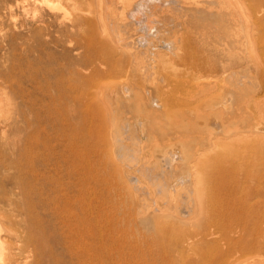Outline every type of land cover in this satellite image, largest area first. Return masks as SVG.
Wrapping results in <instances>:
<instances>
[{
  "label": "rangeland",
  "instance_id": "374dc122",
  "mask_svg": "<svg viewBox=\"0 0 264 264\" xmlns=\"http://www.w3.org/2000/svg\"><path fill=\"white\" fill-rule=\"evenodd\" d=\"M105 1L106 0H57V1L56 0H0V91H2V93L0 92V193L2 195L1 198H3L0 202L1 203L0 204V215L3 214L2 216L6 215V217H7L8 212L11 215V216L9 215L10 217L8 216V218L11 221L12 220L13 221L10 223L9 222L6 223L4 221V224H5L6 228L9 227L8 230L11 233V234H9V236H6V237H8L9 241H11L13 244L17 243V237L14 236L15 232H19V231L23 230L22 227H24V226H20V223H21V225H23L24 216H25L26 212L28 211L27 209H24V212H22L23 208H27V203H22L23 205H21L20 203L24 202V201H36L38 205H42V202H40L39 200H44V202H46V200H47L45 198V195L48 193V190L50 188V184L47 185L46 183H44V185H43L44 190H45L44 194L39 193L40 185L34 183L32 180L28 184H26L22 190L19 187H16V185H17V183H19L18 181H20V177H22L24 174L29 175L30 172L33 171L34 167L40 168L42 170H46V166H47V162H48L47 156H49L51 150L54 148V146L57 145V143H58V146L61 147L60 142L61 143L63 142L64 136H61L60 130H57V131L55 130V128H56L55 119L58 121H61L63 119L62 110L59 108L60 107V104L58 102L59 97H57V95L61 91H63L66 88V86H68V84L71 83V85H73L74 88L70 92V95L72 96V98L76 97V100H79V99L81 100V104L78 107L82 108V97L83 98L85 97L86 92L87 91L92 92L98 83H99V85H101L103 82L105 83L106 79L109 80L110 83L119 82V81L121 82V80L125 81V79H127V76H128V80L130 81V83L136 84L140 88V89L138 88L137 91H138V94H141V95L143 92L145 93L146 89L152 88L151 86H153V84L150 85L151 80L149 81V78H150L149 74H145L146 72H142L139 70V69H141V66H145L144 62L146 64V60H148V57H146V55L143 51H142V54H140L141 52L138 51L140 53L137 56L140 58L136 57L135 54H138V52L136 53V52H134V50H135L137 44L140 42H138V43L135 42V43L129 44V42L133 36L132 33L136 32V34H137V32H140L137 35H134V37H135V36L142 34L141 32H143V30L144 31L146 30L145 25H144L146 22L143 23L144 21H142L140 23H138V22L136 23V21L135 22L133 21L135 24H137V26L134 23L131 26V24L129 22V20L131 18L129 17L127 19V17H126V14L128 15L127 12H129L130 8L133 7L136 2H138L139 4H141L143 2V3H145V6L148 5L147 9L145 10L146 12L142 14V17H144V15L148 14V12H149L148 15L151 14L153 16L157 13L155 15V17L160 18L159 16H161L160 20L162 19L163 22H165V23H168V22L173 23V22H177V21L178 22H184V24L181 23V25L176 26V28L173 27V29H176V30H173L172 34L170 35V36L173 35L176 37L175 43L177 44V47H178L177 48L178 50L176 49L177 52H175V53H177V54L175 56L171 55V56L167 57L170 59L174 58L173 59L174 60L173 61L174 67H170L168 64L166 67L165 66L160 67V69H158L157 73H152L153 75L150 74L151 75L150 79H153L155 76L157 77L158 75L159 76L163 75V78L165 76L166 82L161 83L163 88H165L166 84L168 83L167 77H168V80H170L169 77H171V78H174L173 80L176 79L175 81H177V80H178V82L183 81L187 85V88H188L189 87L188 84L193 83L192 80H194V82L200 81L202 79H200V80H198V79L205 77L204 75H207V74H208V76L213 74L214 76L213 75L212 76L214 78L217 77V79L220 76L221 80L218 79L219 80V81H217L218 84L222 85L224 83V84L229 85L231 83V81L228 79L229 77L227 75V74H229V70L231 72V70L233 71L234 69H236L234 71L239 72L240 69L242 70V67L245 68L243 65L246 66L247 64H248V66H253L250 68L251 73L250 72L245 73L246 78H244V72L243 71L240 72L238 74V77H240L238 79V81H240L242 79L241 81H243V82H247V81L249 82V80L252 77H254V74L259 77L260 76L259 74L261 73L260 71L264 72V67H263L264 66V58H263L264 56L261 55L262 57L258 58V61H259V62H257L258 66L252 65L251 64L252 61H249V62L247 61L246 62L247 64L244 63L238 67L235 66L234 68L227 70V72H228L226 74L227 76L224 74L226 72H222V74H221L220 71H222V70H221L220 66L226 65V64L234 65L235 62L233 59L227 58L229 56H227V54H225V51H223L221 49L222 46H220V45L218 47H215V46H216V44L220 43V41H219V40H221L220 38H222L220 44H222L223 41L225 43H227L226 39L228 38V39L232 40L233 35L230 36L229 35L230 32L227 31V27L224 26L223 24H222L223 26L222 25L218 26L219 25L218 23L215 24L216 26L211 25V27L208 29L203 28L201 30H198L199 27H198V24L196 22H194V21L191 22L192 20H185V17H183V19H181L182 16H179L180 15L179 10L178 9L174 10L175 7H173V6L177 5V4H173L172 1H174V0H172V1L170 0V2H169V0L165 1L167 3H165L162 0L163 2H159L158 5H155L154 3L150 2L149 0H141V1L140 0H138V1L137 0H131L132 2H134L133 4L130 0H120V1L119 0H108L109 3H108V1H106V3H105ZM184 1H186V0H184ZM176 2H177V0H176ZM178 2H179V0H178ZM149 3H150V5H149ZM130 4H132V5H130ZM135 5H137V4H135ZM151 5L153 6L152 8H151ZM104 7H106V9ZM154 7H156L160 11L159 12H158V10L156 11V8H154ZM113 9L115 10L114 12H113ZM152 9L155 10V13H153L154 10H152ZM106 12H108V13H106ZM125 12H126V14H125ZM176 12H178V13H176ZM113 14L116 16H114ZM151 15H150V18H151ZM168 15H169V17L172 18V20L170 18V20L172 22H170ZM166 16H167V18H166ZM120 17H122V18H120ZM114 18H116L117 22H115ZM120 19H122V21ZM143 19L145 20V18H143ZM109 20H111V22ZM127 21L129 24L125 23ZM107 22H109L110 27L112 24V26L115 27V29H116V26H118V28L116 30L112 29L113 27L108 28L109 24H108V26H106ZM78 23H80V24H78ZM113 23H114V25H113ZM120 23H123L124 25L127 24L130 26L125 25V27H124ZM142 23H143V25H142ZM81 24H83V25H81ZM82 26H84V27H82ZM91 26H92V28H91ZM140 26L143 27V29L139 28ZM89 27L91 30L89 29ZM213 27L216 28V29L214 28L215 29L214 32L216 31L215 33H212ZM107 28H108V31H107ZM124 28H127L126 29L127 31L123 30ZM256 28H257V26H256ZM256 28L255 27L253 28V33H254V35L257 36V35H259V28H257V29ZM94 29H96L95 32L97 31L98 33H100L103 29V33H100V35L99 34L96 35L97 32L95 34ZM223 29H224V31H222ZM109 30L112 33L114 30L113 34H115L116 36L114 35L113 37L115 40H113L112 34L109 33ZM138 30H140V31H138ZM90 31H92V32H90ZM219 31L221 33L218 34ZM147 32L148 31H146V34H145V32H143L142 35H144V34L147 35ZM222 32L225 34V39L222 36L223 35ZM92 33H94V35ZM227 33H229L228 34L229 37H228ZM110 34H111V36H110ZM151 34H154V33H151ZM178 34H180V35H178ZM196 34L200 37L196 36ZM215 34H216V36H215ZM217 34L219 36L221 34L222 37L221 36L219 37ZM213 35H214V37H212ZM96 36H97L98 40L95 39ZM105 36H107V37H105ZM168 36H169V34H168ZM209 36H211V37H209ZM256 36H255V38H256ZM260 36H257V38H256V40L258 39L257 46L259 45L258 46L259 48L262 47L261 45L264 42V38H261ZM103 37H104V39H102ZM215 37H217V38H215ZM119 38H121V39L119 40ZM214 38L217 39V41H215ZM81 40H83V41H81ZM99 40H101L102 42L105 41V43H102ZM152 40H155V39H152ZM5 42H7L8 44H6V48H5V46H4V48H2L1 45L5 44ZM9 43H10V45H9ZM106 43H108L109 45L108 44L107 45L110 48H112L111 49V55H110V53L105 52L102 49V48H104V49L107 48L108 50H110V48L106 46ZM119 43H120V46H119ZM102 44H105V45H103V47H102ZM96 45H97V47H96ZM131 45H132V47H130ZM89 47H90V49H89ZM95 47L100 48V52L97 50V55L92 59L91 62L85 61L84 56L86 54L93 53L94 52L93 49ZM138 47H140L139 44H138ZM71 48H73L74 50ZM114 49H118L120 52H118V54L113 53ZM119 53H121V56L119 55ZM108 54L110 57L113 55L112 56L113 62L110 59V57L107 56ZM114 56L116 59L114 58ZM118 56H120V57H118ZM124 56L125 57L127 56L128 58H125ZM134 57H136V58H134ZM106 59H109L108 60L109 62L106 61ZM71 60H73V61H71ZM83 60L85 62H83ZM116 60H117V62H115ZM118 60H121L120 62H123V63H120ZM78 61H79V63H78ZM124 61H125V63H124ZM127 61H129V62L127 63ZM135 61H136V63H135ZM170 61H172V60H168V62H170ZM114 62L118 63V64L115 66ZM233 62H234V64H233ZM81 63H82V65H81ZM90 63L96 64L98 66V68L100 67L99 68L100 71L98 73H96L95 75L93 74L92 78L89 77L90 79L89 78L85 79V77L81 75L80 78L83 80H81V83H79L80 85L79 84H78V86L74 85L76 82V80L74 81V79H76L74 72L77 69V67H80L82 69L81 70L80 68H78L82 71L81 74H83V73L89 74L88 67H89ZM200 64H201V66H200ZM100 65L101 66L103 65V68ZM104 65L105 66L107 65V66L105 67ZM118 65H120L119 69L122 71H120L119 69H117L118 71H114V70H116V67ZM136 65H138V66H136ZM123 66H124V68H123ZM209 66H211V68ZM254 66L255 67L257 66V67L254 68ZM127 67H128V69H127ZM147 67H149V66H147ZM216 67L217 68L219 67V69H217ZM258 67H259V69H258ZM113 68H115V69H113ZM109 69L111 71H114L115 74H114V72H111V71L107 72V70H109ZM126 69H127V71H126ZM169 69H170V71H169ZM134 70H136L137 73L136 72L133 73ZM173 70H175V71H173ZM253 70H254V74L252 72ZM116 72H117V74H116ZM118 72H120V74H118ZM121 72H122V74H121ZM217 72H219V73H217ZM256 72H257V74H256ZM106 73H108V74H106ZM100 74H102L101 77H100ZM247 74L248 75L250 74L249 75L250 77ZM146 75L149 77H147ZM217 75H219V76H217ZM108 76H110V77H108ZM212 76H210V77H212ZM225 76L227 77V80H226ZM48 77H49V79H48ZM131 77H133V78H131ZM247 77L250 79L248 80ZM100 78L101 79L104 78V79L99 81ZM68 79L69 80L71 79L70 82L68 81ZM110 79H111V81H110ZM195 79H197V80H195ZM222 79H224V81ZM142 80H143V83H142ZM144 80H146V81H144ZM92 82H93V86H92ZM94 82L96 84H94ZM51 83L53 84V86L51 85ZM107 83H108V81H107ZM163 83H164V86H163ZM171 83L172 82H170V85H168L169 84L168 83L167 84L168 86H166V88H165V94L166 95H170L171 90L174 87V85H171ZM83 85L86 87H84ZM231 85H232V83H231ZM231 85H230V87L232 88ZM91 86L93 87L92 90H91ZM167 87H168V89H167ZM45 88H46V90H45ZM205 88L206 87H203V89H202L201 87L196 86V89H194V90H196V91H194L195 95H193V93H191L192 96H194V99L192 96H190L191 94L189 92L184 96L179 95V92H178L176 95V97L178 99L176 101V103H178V104L174 105L175 107L174 106L172 107V105L167 106V107H171L172 109L168 108L165 111V113L162 115V117L166 116V114H167L166 112L169 111L168 113H170V110H173V108L177 109V107H178V109H179L183 105V103H185V102L186 103L192 102V105L190 104V106L192 108L194 103L198 102L197 98L198 99L199 98L201 99V97L202 98L205 97L204 99L210 98V96L213 93L211 91V93H212L211 94L210 91L207 88L206 89ZM84 89H85V91H84ZM139 90H141V92L142 91L143 92L140 93ZM198 90H200V91H198ZM53 91H54V93H53ZM187 91H190V90H187ZM207 91H209V92H207ZM215 92H217V90ZM219 92L222 93L221 91H218L217 92L218 96L215 97L216 98L215 100L217 101L218 97L220 99L221 96H222L221 100L222 99L225 100V98L223 97L224 93L220 95ZM235 92L238 93L237 91H235ZM249 92L250 91H247L243 95L245 96ZM76 93H78V94H76ZM196 93L198 96L196 95ZM52 94H54L53 97H51ZM217 94H215V95H217ZM240 94L241 93L239 92L236 95H240ZM206 95L209 97H207ZM243 95H240V96H242V98L240 97L239 100L241 101V99H242L243 101L241 103H244L245 105H242L241 103H240V105L244 108V111H246V112L249 110L252 112V110H253V114H254V111H255L254 117L256 116L255 120L251 121L253 126L255 127V129H254V127L252 128V124L248 123V126L251 125L249 129L247 128V130L249 132L248 131H247V133L245 132L246 135L248 134L247 136H249L251 134L250 137H247L248 139L246 138V135L243 133V135H241V136L243 137L245 135V138L241 137V139L238 138L236 140V137H235V138H233L235 140H232V137H231V139L230 138L229 139H230V141L232 140L233 142L232 141L230 142L229 139L226 138V136H225V133H224L225 130L223 132H221V130L219 131L218 130L219 128L216 130L215 127H219V126L210 125L209 126L210 130L208 129V127L205 129L206 131L205 130L203 131V129L201 130V128L198 130L199 127H197V126H200V124L203 123L201 118H203V116L205 117V115L207 113L212 112L210 110H213V112H212L213 115L209 114L212 117L207 118L208 121H206L207 123L211 122V120L213 119V116L216 113L214 110L217 109V108H214V109L207 110L208 112L205 111L206 113L203 112V114L200 115L202 113L201 110L203 109V108H201V109H199L201 112L198 114V116H200L199 118H198V116H196L197 115L196 113H195V116H194V114H191L192 117L194 118L193 120H197V121L199 120L195 124V130H198V131L193 132L194 130H191L188 133H183L182 136H178L176 146H175L176 148L174 151L175 153L177 151L176 154L179 155V157L181 156L183 158L182 160L180 159L179 161L178 160L174 161L175 162L174 164L178 167L186 165L183 163V160H185V163L187 162V158L185 156L186 153L189 154L188 153L189 151H190V154L195 152V156H197L196 154L198 153V157H195L194 162H195V165L198 169H199V167L197 165H199V166L202 165V166H200L201 170L200 169L198 170V171H200L199 172L200 174L198 173V175L199 176L201 175L200 178H198V179H200L199 185L201 184L204 191L201 190V192L198 193L197 195L195 193H193L195 197L192 196V198L193 197L194 198L199 197L201 200H203V202L206 203V204L205 203L204 204L206 205L207 210L209 208H212V209H210L208 214H212L213 216L210 219L208 218L209 220H207V217L210 216V215L208 216V214H207V217H204V219L202 220V221H204L206 218L207 222H205V223L211 224V225H209L208 229L206 228L208 231H209L210 227H211L210 230H213L212 232L209 231L211 233L210 236H212L213 232L214 233L219 232L217 234L215 233L216 236H218V234L219 235L222 234V236H218L221 238H218V237L215 238L212 236V238L210 239L211 241L209 240L211 243L208 244L210 247H207L208 245L206 244V249L210 248L207 251L212 252L213 255H217L219 253V249L222 248L225 250L226 247L224 248V246H227L228 240L231 239L232 237H233L232 239H234V240L241 241L240 243L245 245V248H243V250L241 249L237 252H230V254H231L230 258L231 257L233 258L235 256L233 258L235 260V261H233L234 262L233 264H243V262L245 260H246L245 262L251 261L252 259H255V257H258L259 254L260 255L262 253L264 254V252H262L264 250V246H263L264 245V241H263L264 240V237H263V235H264V190H263V186L264 185L260 184V183H262V181H264V180H262V179H264V176H263V173H264V145H263L264 144V134H263L264 123L262 125L263 121L261 119H260L261 121H259V119H257V115H256V113L258 114V108H260V106H261V104L259 105L260 101L264 100V98H263L264 93H260L259 95H257V99H252V101H251V99L249 100V98H248V101L243 99ZM212 96H211V98L214 97V96L213 97ZM191 97H192V99H191ZM181 99H183V100H181ZM219 99H218V102L220 101ZM239 100H237V101H239ZM253 100H255V102ZM249 101H251L250 104H249ZM223 102H221V103H223ZM252 102H254L255 105ZM261 103H262V107H263L264 101H261ZM133 104H135V103H133ZM241 106H240V108H242ZM249 106L252 107V109ZM253 106H254L255 110L253 109ZM137 107H138V105L137 106L134 105L135 110L138 109ZM263 108L261 109L262 112L264 111ZM75 110L77 112L76 115L78 117H81L82 113L79 111L80 109H75ZM135 110H133V112ZM173 111H171V112H173ZM137 112H139V111L137 110ZM137 112L135 113L136 115L138 114ZM204 113H205V115H204ZM132 114H134V113H132ZM168 116H169V114L167 115V117ZM162 117L158 118L154 121V123H157L156 124L157 126L161 125V122L165 119V117L164 118H162ZM160 119H162V120L160 123H158V120H160ZM173 119H175V118L174 117L173 118L168 117L165 119V120H168L167 130L179 128L180 123L178 122V124H177L178 128H177V125H176L177 121L174 125ZM209 119H211V120H209ZM149 120L151 121V118ZM165 120L163 122L167 123ZM256 120H258V121H256ZM163 122H162V124H163ZM256 122H257V124H260V126L257 125ZM34 123H35V125H34ZM154 123L152 124V126L154 125L153 130H152V126H150V124H149V127L151 128L149 131L151 133L149 132L150 135H148V136H150L149 138H152L153 131H157V133H156L157 135L155 133H153V135L155 134L153 136V138L155 136L156 137L152 140L150 139V140H146V141H144L145 140L144 138H146V137H144V135H143L142 142H145L146 145L148 144V147H149L148 148L146 146L147 148L145 147V150H152V148L155 146V145H151L152 146L151 147L150 144L148 143V141L149 142L152 141L151 144L154 142L155 143H157V142L161 143V142L166 141L167 138H170V136H171V135L169 136L168 132L166 130H164L167 127L166 124L164 123V125L166 127L161 128L162 127V125H161L159 130L162 132L163 135L165 132L167 137L164 135V137H165L164 138L163 135L162 136L159 135L160 138L162 137V140H161L158 137V134H160V132H158L159 130L157 129V126ZM170 123H172L173 125H171ZM194 123H195V121H193L192 126ZM103 124L104 123L98 124V128L101 130V132L102 131L107 132L108 137L106 135L105 140L108 139V142L106 141L107 142L106 143L103 140V136H102V138L98 137V139L100 141L99 142L100 153H99V155H97V157L94 158L95 159L94 163L96 165L97 174H98V177H99L100 183H101L99 198L101 201H103L101 199V197L108 198L109 199L108 207L110 205H112V207L110 208V210L107 209V211L110 213L112 211V213H114L117 218L118 217L121 218V221H119V223L117 222V224L114 226L115 238L117 240V245H116V250H115L116 264H121L124 261L128 262V264H189V263L190 264H195V263L199 264V262L201 263V261H202L201 258H203L204 252H206L204 244L201 243L202 244L201 247H203V245H204L203 249L201 247L198 249L199 246H198L197 242H196L197 246L194 245L195 243H193V245L192 244H190V245H192L194 247L189 245V246H187V249H186V246H183L184 248L182 247L183 244L180 243L181 241L179 239H178V241H176V243H174V240L177 237H179V235L183 236L184 232H185L184 237L191 236L192 235L191 233H194V232L198 233V234L204 233L205 229H202V232L196 231L197 230L196 228H198V226L200 227V225H201L200 220L196 217V215L190 216L189 218H183V219H180L179 217H175V218L171 219L165 215H164L165 216L164 217L160 212L151 211L155 207L154 204H159L160 206L164 205L163 201H161L162 200L161 197H159L160 196L159 194L160 193L163 194L164 193L163 190H165V193H167V194H165V193L164 194L167 196L168 192H166L167 191L166 187L161 186V189L163 188V190H161V189L157 190V189H159L160 185H157L158 186L157 187L156 184H153L155 182H153L154 179L151 178L150 173L151 174L156 173L157 171L151 169V170H149L150 173L145 172V171L144 172L141 171L142 173L139 172L142 169L141 168L142 166L140 164H142L144 162V159L147 160V158L142 157L143 154H139V151H137L141 147L139 141H137L135 138H134L135 139V141H134V139L132 137V142L134 144L132 142L131 143L129 142V141H131L130 136L133 134L131 131H134L135 129H132L131 131L128 130V131H130V132H128L130 135H128V133L126 132V134H127L126 138L127 139L126 138L125 139L127 140V142H125L126 140H124V143L125 144L127 143L126 144V148H127L126 151L128 153L124 149V153L125 152L126 153L119 157V155L116 154L118 149H116V147H117L116 141L114 142V140H116V139H113L114 135L112 132V128L108 127V125L106 127V125H103ZM101 125H103L105 129H103V126H101ZM256 125L259 126L260 128L257 127ZM155 126H156V128L154 129ZM172 126H173V128H172ZM258 129L260 131L256 132ZM109 130H110V132H109ZM163 130H164V132H163ZM212 130H213V132H212ZM251 130H253V131H251ZM219 132H221V134L224 133V134H222L223 136H221L219 134ZM254 132H255V134H254ZM99 133H100V131H99ZM134 133L135 134H133V136L138 134L136 131H134ZM56 134H57V137H59L58 139L54 137V135H56ZM147 134H148V132H147ZM185 134H187V135H185ZM252 134H254V135H252ZM256 134H257V136H256ZM220 136L222 137V140H220L221 142L218 139ZM196 137H198V138L196 139ZM221 137H220V139H221ZM128 138H129V141H128ZM157 138L159 141H156ZM209 138H210V140H209ZM224 138H225V140H224ZM251 138H253L252 142H251ZM163 139H165V140H163ZM178 139H180V140H178ZM201 139H203V140H201ZM212 139H214V141ZM153 140H155V141L153 142ZM191 140H192V146H194V148H192L191 144L190 145L186 144L187 142H189ZM211 140L213 141V143L215 142V140H216V142L213 144ZM168 141L169 140H167L166 142H168ZM170 141L173 142V141H175V139H172ZM204 141H206V144H204L205 143ZM210 141H211L212 146H210L211 144H209ZM217 141H219V143ZM258 141H259V143H258ZM201 142H203V143H201ZM114 143H116V144H114ZM189 143H191V142H189ZM195 143H197V144H195ZM216 143H218V144H216ZM178 144L181 146L180 148L177 147ZM134 145H137V146L135 147ZM138 145H139V147H138ZM184 145H185V147H183ZM195 145H196V147H195ZM85 146H87V147H85ZM132 146L135 147L136 150H134V148L132 149ZM187 146L188 147L190 146V147L188 148ZM208 146H209V148H208ZM88 148H89L88 144L85 143L83 145L84 152H87ZM112 148H114V149H112ZM181 148H183L182 149L183 151H181ZM184 148H186V149H184ZM255 148L257 150H255ZM194 149H196V150H194ZM133 151H136V153H131ZM137 152H138V155H136ZM130 153H131V155H129L130 156V161H129L128 154H130ZM182 153H183V156L181 155ZM257 153H259V154H257ZM112 155L114 156L115 159L113 158ZM132 155H134V156H132ZM239 155L240 156L243 155V156L240 157ZM122 156H124L125 158L120 159V158H122ZM136 156H137V161L135 160ZM132 157H134V160L132 159ZM140 157L142 160L140 159ZM237 157H240L243 159L242 160V159L238 158L239 160L238 161L236 160L238 162V164L236 161H234V159ZM124 159H125L126 163H125ZM202 159H204V160H202ZM200 160H202L203 162H201ZM248 160L249 161L251 160L252 162L251 161L249 162ZM131 161L133 164L136 161L135 165L129 163ZM139 162H140V164H139ZM245 163H251V164L247 165ZM236 164H237V166H236ZM129 166H131V167H129ZM135 166H137V167H135ZM213 166H215V167H213ZM216 166H219V168L217 167V169H215ZM235 166L238 169L235 168ZM251 166H253V167H251ZM223 167H225V168H223ZM246 167L249 168L250 170L249 169L246 170L247 169ZM137 168H138V171L135 170ZM149 168H151V167H149ZM212 168H214L217 171L216 172L213 169L215 171L213 174H215V175H212V176H215V177L217 176L218 172L221 169L226 170L227 168H229L227 170H229L230 172L229 171L226 172V173H228L227 177H225L226 174L222 173V175H224V178H222V180L217 179V181H215V179H212L215 177L211 178V172H213L211 170ZM257 169H259V170H257ZM209 170H210V173H209ZM234 170L237 171L236 172L237 174L238 173L240 174V175H238V177L240 176L238 179L241 178V180H243V182L238 180L240 183L234 184V183H236V180H237V176H236V173H234L235 172ZM244 170L247 172V174ZM249 171H251V174H255L257 176V178H256L257 181H255V179H254V181L252 180L253 178L250 177L251 174ZM172 172L173 171L169 172L168 174L173 176V174H170ZM261 174H262L263 178L261 177ZM134 175H137V177L139 178L138 183H136V184H138L140 187H137L138 185H136L134 182V179L131 178ZM146 176H148V177H146ZM234 176H236V177L234 178ZM251 176L256 177L254 175H251ZM259 178L261 179V181ZM210 179H212V180H210ZM245 180L247 182H245ZM219 181H220V183H219ZM226 181H227V186L233 185L232 191L227 196L223 193V191L221 189L222 185H224L223 186V189H224V187L226 185ZM211 182H213V183H211ZM254 182H256V183H254ZM210 183L214 186L210 185ZM244 183H245V185H244ZM250 183H251L250 187H253V188L248 187L250 185ZM147 184L149 186H147ZM208 184H209V187H208ZM220 184H222V185H220ZM257 184L261 189L258 188ZM242 185L245 186L243 188L244 191L242 190V188L240 189V187H239ZM152 186H154V187H152ZM146 187H147V189H146ZM254 187H256L255 192H253ZM18 188L21 192L18 190ZM144 188H145V190H144ZM207 188H210V190ZM257 188H258V191H257ZM143 190H144V192H143ZM248 191L252 192L254 194H252V193L250 194ZM256 191H257V194L255 196ZM258 192L261 194H259ZM231 193H232V195H231ZM53 194L54 193L51 192V195H53ZM140 194H141V196H140ZM145 194H146L147 200H148L147 204H145L147 202V200L145 199V197H146ZM155 195H157L158 198ZM165 195H164V197H166ZM161 196L163 197V195H161ZM251 197H253L254 200ZM21 198H22V201H21ZM249 198L251 200L250 202L248 201ZM7 200L12 201V202L9 201L8 206L6 204L8 202ZM18 200H20V202ZM142 200H144L145 203ZM163 200H165V198ZM209 200H211V201H209ZM2 201L6 205L4 204L2 206V204H3ZM149 201L151 204L149 203ZM207 201H209V203L211 205ZM11 203L14 205H12ZM221 204L226 205V206H231L233 208L232 211H230L231 214H230V212H228L226 214L222 213L220 216H218V212H217L218 210L216 211V209ZM243 204H245V205H243ZM253 204L258 206V207L257 208H255L256 206L254 208L251 207V206H253ZM141 206L147 207V209H144V210H146L147 212H150L149 223L147 222L146 224H144L142 221L143 216L139 213V208ZM241 206H242V208H241ZM11 207L12 208L15 207L17 212L16 211L14 212L15 209L14 208L12 209ZM21 207H23V208L21 209ZM8 208H10V209H8ZM6 210H7V212H6ZM252 211H255V212H252ZM151 212H153V213H151ZM210 212H212V213H210ZM14 213L15 214L17 213L16 214L17 218H15L16 216H14L15 215ZM36 213H38V215L44 216L43 209L37 208V210L34 211L33 215L35 216ZM258 213H260V214H258ZM19 214L21 215V217H19ZM22 214H24V216H22ZM169 214L172 215V213H169ZM252 214H253V216H252ZM156 217H157V219H155ZM193 217H194V219H193ZM27 219H28L27 221L29 223L28 225H30L31 222H30V218L28 215H27ZM178 219H180V220H178ZM176 222H178V223H176ZM171 223H175V224L171 225ZM236 223L238 224V226L246 225L247 227H249V229H246V231L243 232L242 234L233 232L232 230H234L236 228V227L233 228V226ZM180 224H182V225H180ZM171 226H173V227L171 228ZM179 226L180 227L186 226L183 229L185 231H180L181 228ZM42 228H43V225L39 224V225H37L36 229L38 231H41ZM179 228H180V230H179ZM250 229H252V231ZM193 230H194V232H191ZM179 231H180V233H179ZM199 231H200V229H199ZM225 231H228V232H225ZM195 233H194V236H198V234L196 235ZM234 233L236 236L234 235ZM244 233H245V235H244ZM231 234H233V236ZM258 235H259L260 239H259ZM257 237H258V240H262L261 239V237H262L263 238L262 242L258 241ZM217 238L219 239L218 243L220 245L223 244L224 246L223 245L220 246L219 244H216ZM244 238H246V239H244ZM212 239H213V241H212ZM245 240L246 241L248 240L249 245L247 244V242H245ZM177 242L181 245H179ZM258 242H260V243L258 244ZM244 243H246V244H244ZM212 244H213V247L211 246ZM260 244H262V245H260ZM215 245L216 246L218 245L219 248H218V246L216 247ZM260 246H263V248L262 247L260 248ZM188 247H189V249H188ZM214 247H216L217 251L215 249H213ZM246 247H247V249H246ZM256 247L260 248V251H261L260 253L258 251L259 249H256ZM195 248H196V250L198 249V251L193 250ZM56 249H57L56 251L62 257L63 263L71 264L72 257L65 251V249L60 248V247H58ZM211 249L213 251H211ZM163 253H166L168 255V257H161ZM195 253L198 255H196ZM234 253H236V255H238V256H236ZM263 254H262L263 257L260 258V256H259L260 260H264ZM201 255H202V257H200ZM244 256H245V258H244ZM252 256H253V258H252ZM191 257H192V259H191ZM193 259L195 260V262H193L194 261ZM236 259H238V260L236 261ZM256 259H258V258H256ZM165 260H167V262H165ZM189 260H192V261H189ZM203 260H205V263L204 262H202V263L210 264V261L208 260V258L204 257ZM241 260H242V263H241ZM260 260L258 259V261H260ZM23 261H24V258L22 259L21 264H23ZM239 261H240V263H237ZM245 262H244V264H245ZM260 262H262L264 264V261H260ZM219 263H217V264H219ZM225 263L231 264L232 261H228V259H227V261L223 262L222 264H225Z\"/></svg>",
  "mask_w": 264,
  "mask_h": 264
},
{
  "label": "bare ground",
  "instance_id": "6f19581e",
  "mask_svg": "<svg viewBox=\"0 0 264 264\" xmlns=\"http://www.w3.org/2000/svg\"><path fill=\"white\" fill-rule=\"evenodd\" d=\"M106 1H108V0H106ZM106 1H105V3H106ZM149 1L154 3L155 5H158L159 2H163V1L165 2V1H168V0H163V1L162 0H149ZM169 2H170V0H169ZM172 2H173V4H177L176 6H173V7H175L174 10H177V9L179 10V14H180L179 16H182L181 19H183V17H185V20H192L191 22H193V21L196 22L198 24V27H199L198 30H201L203 28H207L208 29V28L211 27V25H215V24L218 23L219 24L218 26L223 24L224 26L227 27V31L230 32V34L227 33V35L228 34L230 36L233 35L232 36L233 39L231 38L232 40H230V39H228L226 37L227 38L226 42L228 44L225 43L224 41L222 42V44H220L221 40H222V38H220L221 40L218 39L220 41V43H218L219 42L218 41L217 42L218 44H216V46H215V47H218L219 45L222 46L221 49L223 51H225V54H227V56H229L227 58L233 59L234 62H235V64L233 62L234 65L226 64V65L220 66L221 70H222V71H220L221 74H222V72H226V73H224L226 75L228 73L227 70L232 69L235 66L238 67V66H240V65H242L244 63L247 64L246 63L247 61L248 62L252 61V63L250 62L252 65H257V62H259L258 58L262 57L261 55L264 56V42L261 45L262 47L259 48L258 47L259 45L257 46L258 39L256 40L257 36H260V35H261L260 36L261 38H264V0H186V1L179 0L180 3L178 2V0H177L178 3L176 2V0H174ZM108 3H109V1H108ZM133 3L134 2H132V4ZM165 3H167V2H165ZM132 4H130V5H132ZM135 4H137V5H135ZM135 4H134L133 7L130 8L129 12H127L128 15L125 12L126 17H127V19L129 17L131 18L129 20L131 26L133 25V23L135 21H136V23L137 22L140 23L142 21H144L143 23L146 22L144 24L146 30L145 31L143 30V32H145V34H146V31H148V32H147V35H145V34L142 35L143 32H141L142 34H140L138 36H135V37H134V35H137L140 32H137V34H136V32L132 33L133 36L131 35L132 39L130 40L129 44L130 43H135V42H137V43L140 42V43H138L140 45V47H138V44H137L134 52L137 53L138 51H140L141 53L138 52V54H135V53L134 54L136 55V57H138L137 55H139V53L142 54V51H143L145 53L146 57H148V60H146V64L144 62L145 66H141V69H139V70L142 71V72H146L145 74H149V76L151 78V75H153L152 73H157L158 69H160V67H164V66L166 67L168 64H169L170 67H174L173 66V63H174L173 59L174 58L170 59V58H167V57L171 56V55L175 56L177 54L175 52H177L176 49L178 47H177V44L175 43L176 37L173 36V35L172 36H170V35L172 34L173 30H176V29H173V27L176 28V26H180L181 23L184 24V22H178L177 21V22H173V23H169V22L165 23V22H163L162 19L160 20L161 16H159L160 18H156L155 17V15L157 13L154 16L150 14L151 15V18H150V15H148L149 12H148V14H145L144 17H142V14L146 12L145 10L147 9L148 5L145 6V3H143V2L141 4L136 2ZM149 5H150V3H149ZM152 7L153 6L151 5V8ZM104 8L106 9V7H104ZM154 8H156V7H154ZM152 10H154V9H152ZM157 10L158 9L156 8V11ZM114 11L115 10L113 9V12ZM159 11L160 10H158V12ZM106 13H108V12H106ZM153 13H155V10H154ZM176 13H178V12H176ZM114 16H116V15H114ZM120 18H122V17H120ZM143 18H145L146 21ZM166 18H167V16H166ZM168 18L170 20L171 17H169V15H168ZM114 20H115V22H117L116 18H114ZM120 20L122 21V19H120ZM171 20H172V18H171ZM171 20H170V22H172ZM109 21L111 22V20H109ZM125 23L129 24L128 21L125 22ZM143 23H142V25H143ZM78 24H80V23H78ZM108 24H109V22H107L106 26H108ZM120 24H122L124 27H125V25H127V24L124 25L123 23H120ZM81 25H83V24H81ZM113 25H114V23H113ZM135 25L137 26V24H135ZM127 26H130V25H127ZM141 26L139 28L143 29V27H141ZM256 26H257V28H259V35H257V36L254 35V33H253V28L254 27L256 28ZM82 27H84V26H82ZM111 27H113L112 24H111ZM111 27H110V24H109L108 28H111ZM91 28H92V26H91ZM108 28H107V31H108ZM117 28H118V26H116V29ZM214 28L215 27L212 28L213 29L212 33L216 32V31L214 32V30L216 29V28L215 29ZM89 29H90V27H89ZM112 29H115V27H113ZM126 29L127 28H124L123 30H126ZM95 30L96 29H94V32H95ZM110 30H109V33H111L112 37H113L115 35V34H113L114 30H113V33L110 32ZM138 31H140V30H138ZM222 31H224V29ZM90 32H92V31H90ZM96 32H95V34H96ZM100 33H103V29H102V31ZM100 33L97 32L96 35H98V34L100 35ZM151 33H154V34H151ZM219 33H221V32L219 31L218 34ZM92 34L94 35V33H92ZM111 34H110V36H111ZM168 34H169V36H168ZM222 34H223L222 35L223 38L225 39V34L223 32H222ZM178 35H180V34H178ZM229 35H228V37H229ZM196 36H198V35L196 34ZM215 36H216V34H215ZM220 36H221V34H220ZM255 36H256V38H255ZM105 37H107V36H105ZM198 37H200V36H198ZM209 37H211V36H209ZM212 37H214V35ZM215 38H217V37H215ZM95 39H97V36H96ZM102 39H104V37ZM120 39L121 38H119V40ZM152 39H155V40H152ZM113 40H115L114 37H113ZM81 41H83V40H81ZM99 41L102 42L101 40H99ZM215 41H217V39H215ZM102 43H105V41L102 42ZM6 44H8V43L5 42V44H2L1 45L2 48H4V46L6 48ZM107 44L108 43H106V46L109 47L108 46L109 44L108 45ZM9 45H10V43H9ZM97 45H96V47H97ZM103 45H105V44H102V47H103ZM119 46H120V43H119ZM96 47L93 49L94 50L93 53L86 54L84 56V60L85 61L91 62L92 59L97 55V50L100 52V48H96ZM130 47H132V45ZM71 49H73V48H71ZM89 49H90V47H89ZM102 49L105 52L110 53V55H111V49L112 48H110V50H108L107 48L106 49L102 48ZM118 52H120L118 49H114L113 50V53L118 54ZM119 55L121 56V53H119ZM107 56H109V54ZM112 56L111 57L109 56L111 60H112ZM120 56H118V57H120ZM136 57H134V58H136ZM114 58H115V56H114ZM125 58H128V57L126 56ZM138 58H140V57H138ZM84 60H83V62H85ZM108 60L109 59H106V61H108ZM168 60H172V61L168 62ZM71 61H73V60H71ZM118 61L120 62L121 60H118ZM125 61H124V63H125ZM112 62H113V60H112ZM115 62H117V60ZM128 62L129 61H127V63ZM78 63H79V61H78ZM82 63H81V65H82ZM120 63H123V62H120ZM135 63H136V61H135ZM117 64L118 63H115V66ZM201 64H200V66H201ZM119 66L120 65H118L117 66L118 68L116 67V70H114V71H118L117 69H119ZM136 66H138V65H136ZM147 66H149V67H147ZM211 66H209V67L211 68ZM243 66L245 68L242 67V70L240 69L239 72L238 71L237 72L234 71L236 69H234L233 71L231 70V72L229 70V74H227V75H228V77H229L228 79L231 81L232 85H231V83L229 85L224 84V83L222 85L218 84L217 81H219L218 79L221 80V78H220L219 75H217V76H219L218 79H217V77L214 78L213 74L210 75V76L213 75L212 77L208 76V74H207V75H204L205 77H203V78H199V79L197 78L198 80L202 79L200 81H195L194 82V80H192L193 83H191V84L189 83L188 84L189 85L188 88H187V85L183 81L182 82L181 81L178 82V80L175 81L176 79L173 80L174 78L169 77V79L171 80L170 81V80H168V77H167V81L169 83V84L168 83L167 84L170 85V82H172V83L174 82L173 84L171 83V85H174V87H175V88L173 87V89L171 90V94L170 95H166L165 94V88L168 85L165 83L166 84L165 88H163L162 85H161L162 82H166L165 81V76L163 78V75L162 76L158 75L157 77L155 76L153 79L149 78V81L151 80L150 85L153 84V86H151L152 88L146 89L145 93L142 91L144 94L141 92V90H139L140 93H142V95L138 94L137 90H138L139 87L136 84L130 83V81L128 80V76H127V79H125V81L121 80V82L119 81V82L110 83L109 80L106 79L108 81V83L105 80V83L103 82L101 85H99V83H98L97 86L95 87V89L92 92H88V91L86 92L85 97L84 98L82 97V108L78 107L81 104V100L80 99L76 100V97L72 98V96L70 95V92L73 90L74 87H73V85H71V83L68 84V86H66V88L57 95V97H59V99H58V102L60 104L59 108L62 110L63 119L61 121H58V120L55 119V121H56L55 130L56 131L60 130L61 136H64L63 142L62 143L60 142L61 147L58 146V143H57V145L54 146V148L51 150L49 156H47L48 162H47L46 170H42L40 168H35L34 167L33 171L30 172L29 175L24 174L22 177H20V181H18L19 183H17V185H16V187H19L22 190L24 188V186L26 184H28L32 180L34 183L40 185L39 193L40 194H44L45 190H44V186L43 185H44V183H46L47 185L50 184L49 190L52 193H54V194L51 195V192L48 190V193L45 195V198L47 199L46 202H44V200H39L40 202H42V205H38L36 201H24V202L20 203L21 205H23L22 203H27V208L21 207V209L23 208L22 212H24V209H27L28 211L26 212L25 216H24V214H22V216H24V221H23V225H21V223H20V226H24V227H22L23 230L19 231V232H15L14 236L17 237V243L16 244H13L11 241H9V238L6 237V236H9V234H11V233L8 230L9 227L8 228L5 227L4 221L6 223L7 222L10 223V222L13 221V220L11 221L8 218L10 213L9 212L7 213V217H6V215L2 216L3 214L0 215V264H21L23 258H24L23 264H57V263L58 264H65V263H63V259L60 256V254L56 251L57 250L56 248H58V247L64 248L65 251L72 257L71 264H116V261H115V259H116L115 258V250H116L117 240L115 238L114 226L117 224V222L119 223V221H121V218H119V217L117 218L116 215L114 213H112V211H111L112 214L107 211V209L110 210V208L112 207V205H110L108 207V205H109V199L108 198L101 197V199L103 201H101L100 198H99L101 183H100V179H99L98 174H97L96 165L94 163V160H95L94 158L97 157V155H99V153H100V150H99V146H100L99 142L100 141H99L98 137L102 138V136H103V140L105 142L106 141L108 142V139L105 140L107 132L106 131H104V132L102 131L101 132V130L98 128V124H101V123H104L103 125H106V127L108 125V127L112 128V132H113V135H114L113 139H116V140H114V142L116 141V143H117V144L116 143H114V144H116L117 147H118V148L116 147V149H118L116 154H118L119 157L127 152L126 151V149H127L126 148V144L127 143L126 144L124 143V140L127 139L126 138L127 137L126 132L128 133L132 129H135L134 131H136L138 133V134L133 136V134H135V133H134V131H131L133 133L130 136L131 141H129V138H128V141L131 143L132 142V137H133V139L135 138L137 141H139L141 147L137 151H139V154H143L142 157H144V158L146 157L147 158V160H145L143 158L144 162L142 164H140V162H139V164L142 166V167L141 166L140 167L142 169L144 168L143 170L141 169L139 172H141V171L144 172L145 171V172L150 173L149 170H151V169L157 171L156 173H152V174L150 173L151 178H153L155 180V181L153 180V182H155L153 184H156V186L160 185L159 189L156 188L157 190H160L161 186L166 187V190H167L166 192H168V195L166 196L165 194H167V193H165V190H163V188L161 189V190L164 191L165 194L164 193L163 194L160 193L159 194L160 196L159 195L158 196L161 197V199H162L161 201H163L164 205L160 206L159 204H154L152 202L155 205V207L151 211L160 212L163 216L164 215L168 216L171 219L175 218V217H179L180 219H183V218H189L190 216L196 215V217L200 220L201 225H200V227L198 226V228H196L197 229L196 231L197 232H202V229H205V231L203 230L204 233H201L202 235L198 234V233H195L194 230H193L191 232H194L196 235L198 234V236H194V233H191L193 236L191 235V236L184 237V233H185L184 232L183 236L179 235V237H177L174 240V243H176V241H178V239H179L181 241V242L180 241L179 242L181 244H183L182 247L186 246V249H187V246H189L190 244L193 245V243H195L194 245H196V242L198 243V246H199L198 249L202 246V244H204L206 252H204L203 258H201L202 259L201 263L202 262L205 263V260H203L204 257H205V258H208V260L210 261V264H217L219 262H220L219 264H222L223 262H226L227 259H228V261H232L231 264H233L234 263L233 261H235L233 258L235 256L233 258L232 257L230 258V255H231L230 252H237V251H239L241 249L243 250V248H245V245L241 244L240 243L241 241L234 240V239H232L233 238L232 237L231 239L228 240L227 246H224L223 244L220 245L218 243V241H219L218 238H221V237H218V236H222V234L220 233L221 235L218 234V236H216L215 233L217 234L219 232H215V233L213 232V234L215 236L213 234H212V236L215 237V238L218 237L216 239V242H217L216 244H219L220 246L223 245L224 248L225 247L226 248H225V250L222 249V248L219 249V253L217 255H213L212 252L207 251L210 248L206 249V244L208 245L209 243H211L210 239L212 238V236H210L211 235L210 232H212L213 230H210V228H211L210 227L209 228L210 232H209L207 229H208L209 225H211V224L210 223H205V222H207L206 218H205L204 221H202V220L204 219V217H207L208 212L212 208H209L207 210V207L205 205L206 203L203 202V200H201L199 197L198 198L197 197L194 198L195 196H194L193 193H195L197 195L198 193L201 192V190L204 191V189L202 188L201 184L199 185V180L200 179H198L201 176V175L200 176L198 175V173L200 172L198 170L199 169L201 170L200 166H202V165H200V166L197 165L199 167V169H198L196 167V165H195V162H194L195 161L194 160L195 157H198V153L196 154L197 156H195V152L192 153L193 151L191 152L192 154H190V151L188 152L189 154L186 153L185 156L187 158V162L188 163L187 162L185 163V160H183V163L186 164V165L178 167V166H176L174 164L175 163L174 161H176V160L179 161L180 159L182 160L183 158L181 156L179 157V155L176 154L177 151H176V153L174 151H175V148H176L175 146H176V142H177V137L178 136H182L183 133H188L191 130H194L193 132L198 131L200 128H201V130L203 129V131H204L207 127L209 129L210 125L219 126V127H215V128H216V130L219 128L218 130L219 131L221 130V132H223L225 130L224 133H225L226 138H228V139L230 138L231 139V137H232V140H235V139H233L235 137H236V140L238 138L241 139V137H242L241 135H243V133L245 134V132L247 133V131H248L247 128L249 129L250 126H251V125L248 126V123L252 124L251 121L255 120V117H256V116L254 117L255 111H254V114H253V110H252V112L250 110L247 111V112L244 111V108L240 105V103L243 100L241 99V101H240L239 98L240 97L242 98V96H240V95H243V94H245V92L250 91L245 96L243 95V99L248 101V98H249V100L251 99V101H252V99H257V95H259L260 93H264L263 92L264 91V72L260 71L261 73L259 74L260 76L258 77L257 75L254 74V70H255L254 69L252 71L253 74H254V77L251 76L253 79L252 78L250 79V78L247 77L248 80L250 79L249 82L248 81L247 82H243V81H241L242 79L240 81H238V79L240 78V77H238V74L240 72L243 71L244 72V78H246L245 73H249V72L251 73L250 68L253 67V66H248V64L246 66L245 65H243ZM101 67L103 68V65ZM256 67L254 66V68H256ZM78 68H80V67H77V69L74 72L75 73V77H76V79H74V81L76 80L74 85H76V86H78V84L81 83V80H83V79L80 78L81 75L84 76L85 79H87L89 77L92 78L93 74L95 75L96 73H98L100 71L99 70L100 67L98 68V66L96 64H94V63H90L89 64V67H88L89 74H87V73L86 74H84V73L81 74L82 73V71H81L82 69L80 68L81 69L80 70ZM123 68H124V66H123ZM113 69H115V68H113ZM127 69H128V67H127ZM127 69H126V71H127ZM170 69H169V71H170ZM217 69H219V67ZM258 69H259V67H258ZM108 71H111V70L109 69V70H107V72ZM114 71H111V72H114ZM120 71H122V70H120ZM173 71H175V70H173ZM134 72H136V70H134L133 73ZM217 73H219V72H217ZM106 74H108V73H106ZM114 74H115V72H114ZM116 74H117V72H116ZM118 74H120V72H118ZM121 74H122V72H121ZM256 74H257V72H256ZM101 76H102V74H100V77ZM149 76H147V77H149ZM108 77H110V76H108ZM131 78H133V77H131ZM48 79H49V77H48ZM102 79H104V78H102ZM102 79L100 78L99 81H101ZM197 79H195V80H197ZM70 80L68 79L69 82H70ZM146 80H144V81H146ZM222 80L224 81V79H222ZM226 80H227V77H226ZM110 81H111V79H110ZM142 83H143V80H142ZM94 84H96V83L94 82ZM51 85L53 86L52 83H51ZM230 85L232 86V88L230 87ZM92 86H93V82H92ZM92 86H91V90L93 89ZM163 86H164V83H163ZM196 86H199L202 89H203V87H206L210 91V93L212 91L213 94L214 93L217 94L218 91H221L222 93H220V92L219 93H220V95L224 93L223 97L225 98V100L222 99L224 102L221 100L222 96L220 97V99L218 97V99L221 102H223V103H221L220 101H219L220 102L219 103L218 99H217V101L215 100L216 99L215 97H217L218 94L217 95H215V94L213 95L211 93L214 96L213 97L211 95L213 98H211V96H210V98H206V99H204L205 97H203V98L201 97V99L197 98L198 102L194 103V105H193L194 107L192 106V108L190 106V104L192 105V102H189V103L185 102V103H183V105L179 109L177 107V109L173 108L174 111L170 110V113H168L169 111L166 112L167 114H166V116H164L165 119L168 118V117H172V118L174 117L175 118V119H173L174 125H175L176 121H177L176 125L179 122L180 123L179 124V128H178V125H177L178 129H176V128L175 129H171L170 128L171 130H169V129L167 130V128H168L167 125H168V120L169 119L168 120L164 119L167 123L163 122L164 121L163 120L162 121L163 124L161 122L162 119L158 120V123L161 122V125H162L161 128H165L167 126L166 129H164V130H166L168 132L169 136L171 135L170 138H167V140H169V141L166 142L167 141L166 140V141L161 142V143H158V142L155 143L154 142L155 140H153L154 143H152V144H151L152 141H150V142L148 141L150 146L151 145H155V146L152 148V150H145V147L146 146L148 147V144L146 145L145 142H142L143 135H144V137H146V138H144L145 139L144 141H146V140L154 139L156 136L154 138H153V136L157 133V131H153V133H155V134L153 135V133H152V138H149L150 136H148V135H150V133H151L149 131L151 129L149 127V124H150V126H152V124L154 123V121L156 119L161 118L162 115L165 113V111L168 108H171V107H167V106L172 105V107H173L174 105L178 104V103H176V101L178 100L177 97H176L178 92H179V95H181V96L186 95L188 92L190 94L193 93V95H195L194 91H196V90H194V89H196ZM84 87H86V86H84ZM244 88L245 89L247 88V89L245 90ZM167 89H168V87H167ZM45 90H46V88H45ZM187 90H190V91H187ZM216 90H217V92H215ZM84 91H85V89H84ZM198 91H200V90H198ZM209 91H207V92H209ZM235 91H237L238 93L240 92L241 94L240 95H236L238 93H236ZM0 92L2 93V91H0ZM53 93H54V91H53ZM76 94H78V93H76ZM53 95L54 94H52L51 97H53ZM196 95H197V93H196ZM190 96H192V94ZM192 97L194 99V96H192ZM192 97H191V99H192ZM207 97H209V96H207ZM181 100H183V99H181ZM237 100H239V101H237ZM251 101H249V104L251 103ZM253 101L255 102V100H253ZM261 101H264V100H261ZM261 101L259 103V105L261 104V106H260V108H258V114L256 113V115H257V119H259V121H261V120L263 121L262 122V125H263V123H264V111L262 112L261 109L264 107V105L262 107ZM254 102H252V103L255 105ZM133 103H135V104H133ZM241 104L245 105L244 103H241ZM134 105L135 106L138 105V107H137L138 109L137 110L140 113L137 112V110L134 109ZM240 106L242 108H240ZM201 108H203L201 110L202 113L199 110ZM214 108H217L218 110L217 109L214 110L216 113L214 112L215 115L213 116V119L212 120L209 119V120H211V122L207 123L206 122V121H208L207 118H209V117L211 118L212 117L211 115H213L212 114L213 110H210V109H214ZM250 108L252 109V107H250ZM75 109H80L79 111L82 113L81 117H78L76 115L77 112H76ZM253 109H254V106H253ZM133 110H135L138 114L136 115L135 114L136 112L135 111L133 112ZM207 110H210L212 112H209V113H207L205 115V113H206L205 111H207ZM263 110H264V108H263ZM171 111H173V112H171ZM203 112H205L204 113L205 117L203 116V118H201L203 123H201L200 126L196 125L199 128H198V130H195V124L199 120L198 121L197 120H193L194 118L192 117L191 114H194V116H195V113H196L197 114L196 116H198L199 113H201L200 115H202ZM132 113H134L135 115L132 114ZM168 114H169V116L167 117ZM209 114H211V115H209ZM164 117H162V118H164ZM199 117L200 116H198V118ZM150 118H151V121L149 120ZM192 120L195 121L193 126H192V123H193ZM256 121H258V120H256ZM164 123L166 124V126L164 125ZM154 124L156 125L157 123H154ZM170 124L173 125L172 123H170ZM256 124H257V122H256ZM34 125H35V123H34ZM103 125H101V126H103ZM161 125H158V126L156 125L158 130L160 129ZM257 125L260 126V124H257ZM153 126H152V130H153ZM156 126L154 127V129L156 128ZM259 126H257V127H259ZM253 127L254 126L252 124V128ZM172 128H173V126H172ZM103 129H105L104 126H103ZM254 129H255V127H254ZM128 130H130V131H128ZM164 130H163V132H164ZM99 131H100L101 134L99 133ZM251 131H253V130H251ZM259 131L260 130L258 129L256 132H259ZM109 132H110V130H109ZM147 132H148V134H147ZM158 132H160V134H158V137H159V135L160 136L163 135L160 130ZM212 132H213V130H212ZM221 132H219V134L221 136H223L222 134H224V133L221 134ZM254 134H255V132H254ZM254 134H252V135H254ZM263 134H264V132H263ZM128 135H130V134L128 133ZM164 135L166 136L165 132H164ZM164 135H163V137H164ZM185 135H187V134H185ZM245 135L243 136L244 138H245ZM247 135H246V138L250 137L251 134L249 136H247ZM256 136H257V134H256ZM54 137L57 138V139L59 138V137H57V134L54 135ZM107 137H108V135H107ZM220 137L218 138L219 141L222 140V137H221V139H220ZM197 138L198 137H196V139ZM135 139H134V141H135ZM160 139L162 140V137ZM172 139H175V141H173V142L170 141ZM203 139H201V140H203ZM214 139H212V140L214 141ZM230 139H229V141H230ZM163 140H165V139H163ZM178 140H180V139H178ZM209 140H210V138H209ZM224 140H225V138H224ZM252 140H253V138H251V142H252ZM156 141H159L158 138H157ZM211 141H210L209 144H211ZM213 141H212V143H213ZM219 141H217V142L219 143ZM125 142H127V140ZM189 142H191V143H189ZM189 142H187L186 144H188V145L191 144V146H192V140L189 141ZM204 142H205L204 144H206V141H204ZM215 142H216V140H215ZM85 143L88 144V146H89L87 152H84V150H83V145ZM201 143H203V142H201ZM218 143H216V144H218ZM258 143H259V141H258ZM195 144H197V143H195ZM134 146L136 147L137 145H134ZM210 146H212V144ZM85 147H87V146H85ZM135 147L132 146V149L134 148V150H136ZM138 147H139V145H138ZM177 147L180 148L181 146L178 144ZM183 147H185V145ZM195 147H196V145H195ZM186 148H184V149H186ZM192 148H194V146H192ZM208 148H209V146H208ZM112 149H114V148H112ZM124 149L126 151L125 153H124ZM182 149L183 148H181V151H183ZM194 150H196V149H194ZM255 150H257V149L255 148ZM131 153H136V151H133ZM131 153L128 154V156L131 155ZM257 154H259V153H257ZM134 155H132V156H134ZM136 155H138V152H137ZM181 155L183 156V153ZM241 156H243V155H241ZM240 157L235 158L234 161H236V160L238 161L239 159H242ZM113 158H114V156H113ZM123 158H125V157L122 156V158H120V159H123ZM132 159L134 160V157H132ZM140 159H141V157H140ZM135 160L137 161V156H136ZM202 160H204V159H202ZM202 160H200V161L203 162ZM124 161H125V159H124ZM129 161H130V156H129ZM136 161H135V163H136ZM125 163H126V161H125ZM129 163L133 164L132 161L129 162ZM135 163L133 165H135ZM237 164H238V162H237ZM237 164H236V166H237ZM245 164L248 165V164H251V163H245ZM236 166H235V168H237ZM129 167H131V166H129ZM135 167H137V166H135ZM149 167H151V168H149ZM213 167H215V166H213ZM217 167L219 168V166H216L215 169H217ZM251 167H253V166H251ZM223 168H225V167H223ZM213 169L214 168L211 169L213 171V172H211V178L215 177V176H212V175H215L213 173L216 171L215 169H214L215 171ZM227 169H229V168H227ZM227 169L226 170L225 169L224 170L221 169L218 172L217 176L215 178H212V179H215V181H217V179L218 180H220V179L222 180V178H224V175H222V173L226 174L225 177H227L228 173H226V172L229 171ZM248 169L249 168H247L246 170H248ZM135 170L138 171V168L135 169ZM257 170H259V169H257ZM171 171H173V172L170 173V174H173V176L168 174ZM236 172L237 171H235L234 173H236ZM249 172L251 174V171H249ZM209 173H210V170H209ZM246 174H247V172H246ZM238 175H240V174L236 173L237 180H236V183H234V184L240 183L238 180L243 182V180H241V178L238 179L240 177V176L238 177ZM251 175L256 176L255 174H251ZM251 175H250V177L253 178L252 180L254 181V179H255V181H257L256 180L257 176L256 177H252ZM148 176H146V177H148ZM236 176H234V178ZM263 176H264V173H263ZM261 177H262V174H261ZM131 178L134 179L135 184L138 183L139 178L137 177V175H134ZM212 179H210V180H212ZM262 180H264V179H262ZM260 181H261V179H260ZM245 182H247V181L245 180ZM263 182L264 181H262V183H260V184L264 185ZM211 183H213V182H211ZM211 183H210V185H212ZM219 183H220V181H219ZM254 183H256V182H254ZM136 185H138V184H136ZM220 185H222V184H220ZM244 185H245V183H244ZM147 186H149V185L147 184ZM212 186H214V185H212ZM223 186L224 185H222V187H221L223 193L226 196L229 195V193L232 191V186L233 185L232 186L231 185L227 186V181H226V185H225L226 188L224 187V189H223ZM242 186H239V187H240V189L242 188V190H243V188L245 186H243V187ZM250 186H251V183H250V185L248 187H250ZM257 186H258V184H257ZM137 187H140V186L138 185ZM152 187H154V186H152ZM208 187H209V184H208ZM256 187H254V191L253 192H255V188ZM19 188H18V190H19ZM210 188H207V189L210 190ZM250 188H253V187H250ZM258 188H260V187L258 186ZM258 188H257V191H258ZM146 189H147V187H146ZM144 190H145V188H144ZM144 190H143V192H144ZM263 190H264V186H263ZM257 191L255 193V196L257 194ZM249 193L251 194L252 192H249ZM146 194H145V196H146ZM252 194H254V193H252ZM259 194H261V193H259ZM161 195H163V197H164V195L166 196V197H164L165 200H163L164 198ZM231 195H232V193H231ZM140 196H141V194H140ZM155 196L157 197V195H155ZM192 196H194V197L192 198ZM1 197H2V195L0 193V202L3 199ZM253 197H251V198L254 200ZM145 199L147 200V196L145 197ZM9 201L6 203L7 206H8ZM18 201L20 202V200H18ZM21 201H22V198H21ZM142 201H144V200H142ZM209 201H211V200H209ZM209 201H207V202L209 203ZM248 201L249 202L251 201L250 198H249ZM10 202H12V201H10ZM2 203H3V201H2ZM144 203H145V201H144ZM147 203H148V200H147V202L145 204H147ZM149 203H150V201H149ZM4 204L5 203H3L2 206ZM12 205H14V204H12ZM243 205H245V204H243ZM145 206H141L139 208V213L143 216L142 221H143L144 224H146L147 222L149 223V220H150V215H149L150 212H147L146 210H144V209H147V207H145ZM255 206L256 205L253 204V206H251V207L254 208ZM257 207L258 206H256L255 208H257ZM13 208L15 209L14 210V212H15L16 208L15 207H13ZM37 208L43 209L44 216L38 215V213H36L35 216L33 215L34 211L37 210ZM241 208H242V206H241ZM8 209H10V208H8ZM232 209L233 208L231 206H226V205H222L221 204V205H219L217 207L216 211L218 210L217 211L218 212V216H220L222 213L226 214V213L232 211ZM6 212H7V210H6ZM153 212H151V213H153ZM252 212H255V211H252ZM169 213H172V215L169 214ZM210 213H212V212H210ZM16 214L14 215V216H16L15 218H17ZM230 214H231V212H230ZM253 214H252V216H253ZM258 214H260V213H258ZM27 215L30 218V222H31L30 225H28L29 223L27 221L28 220L27 219ZM208 216L209 217H207V220H209L213 215L212 214H208ZM19 217H21L20 214H19ZM155 219H157V217ZM180 219H178V220H180ZM193 219H194V217H193ZM176 223H178V222H176ZM39 224L43 225V228H42L41 231H38L36 229L37 225H39ZM172 224L174 225L175 223H171V225ZM180 225H182V224H180ZM172 227L173 226H171V228ZM184 227H186V226H184ZM184 227L181 226L180 227L181 230H180V228H179V230L180 231H185V230H183ZM234 227H236V228L234 230H232V231L236 232V233H239V234H242L243 232L246 231V229H249V227H247L246 225L238 226L237 223L233 226V228ZM199 229H200V231H199ZM250 230L252 231V229H250ZM180 231H179V233H180ZM225 232H228V231H225ZM231 235L233 236V234H231ZM234 235H235V233H234ZM244 235H245V233H244ZM258 237H259V235H258ZM258 237H257V240H258ZM263 237H264V235H263ZM244 239H246V238H244ZM259 239H260V237H259ZM261 239L263 240L262 237H261ZM262 240H258V241L262 242ZM212 241H213V239H212ZM245 242H247V244H248V240L247 241L245 240ZM260 242H258V244ZM181 244H179V245H181ZM213 244L211 245L212 247H213ZM244 244H246V243H244ZM192 245H190V246H192ZM204 245H203V247H204ZM260 245H262V244H260ZM263 246H260V248L261 247L263 248ZM192 247H194V246H192ZM203 247H201V248L203 249ZM207 247H210V246L208 245ZM216 247H214L213 249H215L217 251ZM196 248L193 249V250H196ZM218 248H219V246H218ZM260 248L256 247V249H259L258 250L259 253L261 252ZM188 249H189V247H188ZM198 249L196 251H198ZM246 249H247V247H246ZM211 251H213V250L211 249ZM262 252H264V250ZM234 254L236 255V253H234ZM262 254L261 255L259 254L260 258L263 257ZM196 255H198V254H196ZM236 256H238V255H236ZM259 256L258 257L254 256L255 259H252L251 261H247V262H245L246 261L245 260L244 262H245V264H263L260 261H264V260H260ZM161 257H168V255L166 253H163ZM200 257H202V255ZM244 258H245V256H244ZM252 258H253V256H252ZM256 258H258L260 261H258V259H256ZM191 259H192V257H191ZM237 260L238 259H236V261ZM189 261H192V260H189ZM165 262H167V260H165ZM193 262H195V260ZM244 262H243V264H244ZM201 263L199 262V264H201ZM204 263H202V264H204ZM237 263H240V261L237 262ZM241 263H242V260H241ZM121 264H128V262L124 261ZM195 264H197V263H195Z\"/></svg>",
  "mask_w": 264,
  "mask_h": 264
}]
</instances>
